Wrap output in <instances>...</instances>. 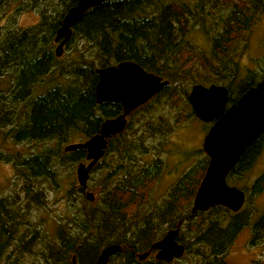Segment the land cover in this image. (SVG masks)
<instances>
[{
    "label": "trees",
    "instance_id": "16d2710c",
    "mask_svg": "<svg viewBox=\"0 0 264 264\" xmlns=\"http://www.w3.org/2000/svg\"><path fill=\"white\" fill-rule=\"evenodd\" d=\"M76 1L0 0V18L4 20L0 25V121L9 114L12 120L20 117V125L8 130L11 137L21 142L53 141L55 145L23 157L24 169L33 177L58 185L57 168L84 162L86 155L84 149L65 152L61 145L85 140L98 132L103 120L122 112L120 104L96 102V68L131 60L168 83L127 115L122 132L107 138L103 157L90 171L91 175L105 170L97 180L99 191L94 202L85 197L83 188H73L67 181L71 188L65 189L66 203L73 204L71 190L75 189L83 204L67 206L71 215L58 216L54 239L44 238V233L38 235L35 224L28 221V207H21L15 199L0 200V263L11 243L17 241L16 249L21 244L26 250L30 241L36 244L44 238L39 264H71L72 258L74 264H95L100 251L111 244L120 248L107 264H228L225 257L230 245L250 221L252 210L246 209L249 193L255 195L263 187L264 171L251 184V191L242 190L245 200L238 211L215 205L191 213L208 157L197 159L169 187L161 203L148 207L149 193L163 162L157 155L142 163L139 156L158 148L149 145L151 138L162 143L173 129L163 116L157 120L150 116L156 104L165 100L188 105V90L182 87L185 80L226 87L227 105L256 83L252 76L239 77L238 46L245 45L264 9V0H208V4L206 0H106L74 22L65 44L66 57L61 59L55 55L53 39L64 14ZM26 10L38 13L39 19L21 27L17 16ZM195 27L208 42L207 51L197 49L189 39ZM189 55L193 60L188 64ZM191 69L193 73L188 75ZM44 79L47 85L40 91L37 87ZM19 105L17 116L13 109ZM193 116L189 110L183 119ZM263 136L264 132L242 152L227 181L249 169ZM8 155L6 160L13 157ZM105 157L112 162L105 165ZM18 172L21 174L19 168ZM30 192L26 190L25 202L27 196L43 200L42 189L28 195ZM178 221L177 240L184 246L183 255L171 262L155 259L152 244ZM19 226L30 227L31 234L24 238ZM250 243H264V210L251 225ZM144 252H148L147 257L139 259ZM249 264H264V259Z\"/></svg>",
    "mask_w": 264,
    "mask_h": 264
},
{
    "label": "rangeland",
    "instance_id": "374dc122",
    "mask_svg": "<svg viewBox=\"0 0 264 264\" xmlns=\"http://www.w3.org/2000/svg\"><path fill=\"white\" fill-rule=\"evenodd\" d=\"M205 3L208 4V0H206ZM38 19V14L30 10L23 11L17 16L18 25L21 27L33 25ZM3 22V18H0V25ZM189 39L197 49L203 51L209 49V44L204 35L198 30V27H195L190 32ZM238 49L240 51V55L237 57L240 68L239 77L243 79L252 76L253 80L257 83L264 77V9L259 14L256 23L252 27L245 45L240 44ZM66 54L67 51L64 46L62 54L58 57L64 59ZM192 60L193 57L189 55V58L186 59V63L188 62L189 64ZM194 70L201 71L199 68ZM191 73H193L192 69L189 70L188 75H191ZM7 80L8 79L6 78V81ZM47 81V79H44L41 83L42 87L38 86L37 89L43 91V87L47 85ZM192 85L194 84H190L187 80L182 83V87H185L184 89H187L188 92ZM156 103L157 102L154 104ZM13 110L18 116V111L21 110L20 105L16 106ZM189 110H191L189 103L188 105H186L185 102L173 104L170 102L166 103L165 100H162L161 103L156 104L155 109L151 111L152 113L150 116L152 118L157 120L156 118L160 115L163 116L167 122L173 126V129L168 132L166 137L162 138V143H159V138H151V140H149V145L154 147L158 146V148L155 149L152 147L147 155L139 156V162L144 161L142 163L152 160L157 155L163 162L162 171L155 179L149 193L150 195L146 203L148 207L161 203L167 196L169 187L176 182L177 178L193 165L197 159H200L202 155H205L202 150V141L212 123L203 122L195 116L184 121L185 119L183 118L189 113ZM9 115L8 119L0 121V200L5 198L15 199V201L17 200V203L21 202V207H28V221L31 224H35L36 229L39 231L38 235L44 233V238L48 239L50 237V239H54L55 223L57 219L60 220L58 216L62 217L63 215H71L72 211L70 212L67 206H80L82 203L79 199L80 193L78 191L74 192L75 189L71 190L73 196L70 192L73 204L71 205L70 203L69 205V203H66L68 197L66 198L65 191L67 187H70L69 184H67V181L74 185L73 188L79 187L75 177V168L79 162L74 164L67 163L57 168V177L59 179L58 185L54 184L51 180L33 177V175L21 165V160L23 157L32 153H39L44 148H55L54 142L51 141L44 143L35 140L17 141L9 135L10 133L8 130L11 127L15 128L20 125V117L17 119L15 116L16 118L12 120V114ZM178 115L179 117H177ZM136 117L138 116H134L135 119ZM176 120H179L180 122L175 124ZM77 141H83V139L74 142ZM66 144H62L61 148ZM258 148V153L249 169L242 174V176H239L240 173L232 175L231 180H226L228 185L239 187V189L242 188L241 190L243 191L244 189L248 192L251 191V184L264 171V136L261 138ZM11 153L13 154V157L10 155V159L6 160L5 158L9 157L8 154ZM105 158V165H107L108 162H112L109 157ZM18 168L21 170V174L18 172ZM104 173L105 170L92 173L86 182V187L83 188L84 194L86 190L93 193L94 197L92 201L97 199L99 191L97 180L102 178ZM262 186L263 187L257 194L254 195L249 193L250 200L246 203V209L250 211L252 210L250 221L247 226L238 232L230 245L225 257L228 264H249L253 260L264 259V243L250 244L251 224L264 210V181ZM41 189L42 201L39 199L40 196H37L38 199L27 196L28 202H25L26 190H29V192L31 191L28 193V195H30L32 192H39ZM146 205L144 208H147ZM20 227L21 226H19V234L24 238L31 234V228L29 226V229H26L25 227L23 229ZM44 238H41L36 244H34L33 241H30L26 250H23L21 244L16 249L14 243L17 241L11 243V245L6 247L3 251L1 257L2 262L0 264H39V253L44 248V242H46ZM152 255L154 257V252ZM7 256H10V258Z\"/></svg>",
    "mask_w": 264,
    "mask_h": 264
},
{
    "label": "water",
    "instance_id": "95a60500",
    "mask_svg": "<svg viewBox=\"0 0 264 264\" xmlns=\"http://www.w3.org/2000/svg\"><path fill=\"white\" fill-rule=\"evenodd\" d=\"M103 1L106 0H77L66 11L54 37V41L58 42L55 48L57 57L62 54L63 45L70 39L74 22L87 9ZM95 72L98 75L95 84L96 102L120 104L122 112L103 120L98 132L82 142L68 143L63 147L65 152L76 149L86 151L85 162H79L75 168L76 181L81 188L86 187L92 167L103 155L107 138L121 132L126 125L127 115L168 83L131 60L98 67ZM188 102L196 118L212 123L202 141V150L208 157V164L194 194L191 213L205 211L215 205L236 212L242 207L245 194L238 187L228 185L226 176L248 145L264 132V77L229 105L227 88L216 84L192 85L188 92ZM86 198L91 201L93 194L86 192ZM177 235L178 226L168 230L160 240L152 244L151 249L156 250L155 259L170 262L182 256L184 246L177 242ZM119 248L116 244L106 246L95 264H107L108 258ZM147 255L148 252H144L138 258L144 259ZM71 261L74 264V258Z\"/></svg>",
    "mask_w": 264,
    "mask_h": 264
},
{
    "label": "bare ground",
    "instance_id": "6f19581e",
    "mask_svg": "<svg viewBox=\"0 0 264 264\" xmlns=\"http://www.w3.org/2000/svg\"><path fill=\"white\" fill-rule=\"evenodd\" d=\"M33 12H35V11H33ZM35 13H36V12H35ZM36 14H38V13H36ZM61 22H62V21H61ZM72 26H73V25H72ZM59 27H60V26H59ZM59 27H58V28H59ZM58 28H57V29H58ZM71 33H72V31H71ZM70 36H71V35H70ZM54 37H55V36H54ZM53 40H54V39H53ZM54 43H55V48H56L58 42H55V41H54ZM65 44H66V43H65ZM65 44L63 45V48H64ZM55 48H54V50H55ZM62 52H63V51H62ZM261 79H262V78H261ZM216 85H218V84H216ZM227 90H228V89H227ZM228 94H229V91H228ZM187 100H188V96H187ZM188 103H189V102H188ZM189 105H190V104H189ZM190 107H191V106H190ZM191 110H192V108H191ZM192 112H193V110H192ZM193 114H194V113H193ZM194 116H195V115H194ZM124 128H125V126H124ZM124 128H123V130H124ZM123 130H122V131H123ZM122 131H121V132H122ZM119 133H120V132H119ZM77 142H82V141H77ZM105 149H106V148H105ZM104 151H105V150H104ZM68 152H69V151H68ZM103 155H104V153H103ZM103 155L100 157V159L103 157ZM100 159H99V160H100ZM99 160H98V161H99ZM98 161H97V162H98ZM81 162H83V161H81ZM97 162H96V163H97ZM96 163H95V164H96ZM95 164H94V165H95ZM92 168H93V167H92ZM84 191H85V190H84ZM86 192H88V191H87V190L85 191V194H84L85 197H86ZM255 220H256V219H255ZM180 224H181V221H178V222L176 223V226H178V229H179ZM251 225H252V224H251ZM246 226H247V225H246ZM175 228H176V227H175ZM171 229H174V228H171ZM242 229H243V228H242ZM242 229H241V230H242ZM169 230H170V229H169ZM250 230H251V229H250ZM167 231H168V230H167ZM167 231H166V232H167ZM250 232H251V231H250ZM163 236H164V235H163ZM250 238H251V237H250ZM176 240H177V237H176ZM177 242L180 243L178 240H177ZM154 243H155V242H154ZM180 244H181V243H180ZM250 244H251V243H250ZM182 245H183V244H182ZM253 245H254V244H253ZM104 248H105V247H104ZM104 248H103V249H104ZM103 249H102V250H103ZM102 250H101V251H102ZM152 250H154V249H152ZM101 251H100V253H101ZM154 252H156V250H154ZM100 253H99V254H100ZM183 253H184V252H183ZM182 255H183V254H182ZM98 256H99V255H98ZM97 258H98V257H97ZM179 258H180V257H179ZM179 258H174V259H179ZM108 259H109V258H108ZM174 259H173V260H174ZM173 260H172V261H173ZM162 261H163V260H162ZM107 262H108V261H107ZM164 262H165V261H164ZM170 262H171V261H170Z\"/></svg>",
    "mask_w": 264,
    "mask_h": 264
}]
</instances>
